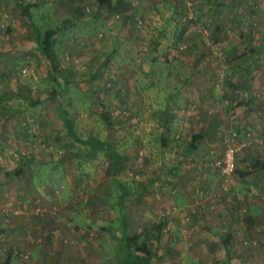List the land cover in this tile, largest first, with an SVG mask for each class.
Wrapping results in <instances>:
<instances>
[{
  "label": "rangeland",
  "instance_id": "374dc122",
  "mask_svg": "<svg viewBox=\"0 0 264 264\" xmlns=\"http://www.w3.org/2000/svg\"><path fill=\"white\" fill-rule=\"evenodd\" d=\"M24 1L41 30L57 29L60 85L51 80L28 17L13 0H0V173H27L12 177V185L29 182L35 206L40 195L46 221L58 227L67 215L80 225L92 223L88 234L93 240L104 235L110 242V232L118 233L101 228L117 227L119 188L114 179H119L132 192L127 208L130 234H147V244L156 250L151 264H264V0H124L129 8L124 12L117 3V11L98 8L97 0ZM207 62L214 70L208 84L216 96L196 108L182 101L189 83L170 77L189 70L200 72L201 78ZM59 103L79 138L94 136L114 145L123 159L116 176L107 152L84 153L67 135ZM181 106L201 111L208 106L210 114L199 123L221 119L223 142L211 146L213 164L223 152L226 133L236 129L241 138L234 177L248 173L250 179L237 192L233 177L228 205L220 207L225 198L216 195L218 204L201 207L203 217L227 214L232 219L231 234H222L232 238L230 257L216 246L213 257H204L199 243L182 256L176 250L177 255L168 254L162 239L170 235L168 221H159L170 215L149 203L148 187L133 192L139 177L147 183L149 173H163L165 165L177 162L180 170L182 163L194 164L186 143L192 136L190 126H183L186 134L177 130L173 135V158L159 151L166 132L172 135L163 122H174L171 109ZM30 173H40V189ZM240 193L245 197L238 198ZM178 213H170L169 219ZM158 225L162 229L155 240ZM48 245L45 251L51 249ZM107 259L93 257L92 262L107 264Z\"/></svg>",
  "mask_w": 264,
  "mask_h": 264
},
{
  "label": "crops",
  "instance_id": "0c3cea01",
  "mask_svg": "<svg viewBox=\"0 0 264 264\" xmlns=\"http://www.w3.org/2000/svg\"><path fill=\"white\" fill-rule=\"evenodd\" d=\"M201 60H198L199 63ZM181 65L185 66L183 63ZM212 69L211 63L207 62L204 69L205 73L201 78L198 76L200 72L194 74L188 69L187 73L183 72L180 76L175 74L170 77V81H179L181 84L189 83V86L184 87L185 91L182 93L183 102L193 103V106L197 108L202 103L207 102L206 104H208L214 100L216 96L213 90L214 86L208 84L215 77ZM182 88L183 86L181 90H183ZM182 107L180 110L177 108L171 109L175 117L174 122L168 121L167 124L163 122L166 130H172V135L169 136V131L166 132V137L163 143L160 144L161 149L159 148V151L164 158H173L172 154L175 155L172 152V144L175 142L173 135L178 134L179 131L181 134H186L187 127L183 128V126H190L192 127V136L187 137L188 141L186 143L188 155L194 158V164L190 166L182 163L180 170L177 169V162L169 166L165 165L163 173H149L147 183L144 182L145 177H139L141 183L133 192L148 187L149 194H151L148 198L149 203L155 209L165 211L162 214L165 213L166 216H168L167 214L171 216V214L178 213L177 211L180 210L179 216L170 219L169 216L159 221H168L166 227L170 229V235L164 234L162 237L163 242L166 243L165 251L168 254L177 255L178 252L177 256H182L185 253L184 251L195 248L199 243V250L204 251V257H213L211 253H213L215 246L222 253V256L228 255L230 257L234 255L231 247L232 238L227 240L229 237L223 238L222 234L223 232L231 234V226L234 224L231 221L232 219L227 214L226 216L221 214L209 217H203L201 214V207H203V210H207L206 207L211 202L219 203V198H214L216 195L221 196L220 199L223 196L225 198L220 207L223 204L228 205L226 201L229 202L230 192L222 190V179L215 163L213 164L214 156H211V146L223 142L221 140L224 134L223 127L220 124L221 119L217 118L214 122L210 119L208 122L199 123L200 119H206L207 114H210L211 110L209 111L208 106L204 108V111L200 109H183ZM166 118L164 116V120ZM177 124L179 125L177 126ZM230 127H234V125ZM246 130H249V126L246 127ZM196 135L200 138L194 139L193 137ZM239 139L241 140L240 135ZM260 162L262 164V161ZM39 174L30 173V176H33V184L35 186L39 185L38 189H40L37 177ZM26 175L27 173H19V175L17 173H0V198L4 200L3 203H0V263L93 264V257L109 258L111 261L114 242H110L104 235L93 240L88 234L92 223L80 225L71 222L70 217L67 215L63 222L64 225L60 223L58 227V223H54L52 220L46 221L43 211L40 212V195H38L39 199H36L37 205L35 206L36 202L32 200H34L33 195L36 193L31 191L32 188L29 187V182L12 185V177L21 178ZM255 177L258 178V174ZM249 179L248 173H236L231 185L234 186L235 191L240 192ZM262 183L261 181L260 186L263 185ZM244 197V193L238 194V198ZM16 198H19V200L16 201ZM150 211L152 214L155 213L154 209ZM129 221L131 226L130 217ZM118 224L119 220H117V227ZM110 227L108 230H106L107 227L101 229L106 232L117 229V227L113 228L112 225ZM183 231L185 238L182 236ZM47 241L50 243L48 246L51 247L49 251L44 249V244ZM150 241L153 242V240ZM149 249L151 254L156 251L155 248H151V245ZM105 252L106 256H104ZM191 257L193 256L191 255ZM109 260L107 259L105 262L109 264ZM102 262L99 261L98 264ZM111 264L114 263L111 261Z\"/></svg>",
  "mask_w": 264,
  "mask_h": 264
},
{
  "label": "trees",
  "instance_id": "16d2710c",
  "mask_svg": "<svg viewBox=\"0 0 264 264\" xmlns=\"http://www.w3.org/2000/svg\"><path fill=\"white\" fill-rule=\"evenodd\" d=\"M13 2L19 7L22 14L28 17L29 23L32 28L33 40L35 41L40 52L44 56L48 66L51 70V80L53 82H58L60 85L59 79V67L56 63V54L54 50V36L57 32V29L48 28L44 31L36 25L32 20V14L30 11L29 4L25 3L24 0H13ZM116 3L122 4L121 12L128 10V5L125 4L124 0H97L98 8L107 7L110 11L116 10ZM33 6V5H32ZM117 11V10H116ZM119 11V10H118ZM51 93L54 94V89L51 90ZM58 114L64 122V127L66 133L69 137L74 139V141L82 146V152L84 153H96V152H107L110 156L112 165H113V174L116 176L118 170L123 165V159L120 153L117 152L114 145L110 142L99 139L94 136L87 138H79L74 129L73 124L70 119L67 117V112L63 108L62 104H57ZM200 138L198 135L193 137ZM236 171V170H235ZM19 175L20 171H15ZM114 182L119 188V198L117 201V207L120 209L119 214V224L117 230L118 233L110 232L112 236V241L114 242L113 247V262L115 264H151V250L148 247L147 239L149 236L147 234L142 235V233L130 234V221L129 214L127 212L128 208V199L131 196V191L119 180L114 179ZM158 233L154 236L155 240L160 238V230L162 229L161 225H158ZM227 257H229L227 255ZM8 264V262L0 263Z\"/></svg>",
  "mask_w": 264,
  "mask_h": 264
},
{
  "label": "built area",
  "instance_id": "2783aa9c",
  "mask_svg": "<svg viewBox=\"0 0 264 264\" xmlns=\"http://www.w3.org/2000/svg\"><path fill=\"white\" fill-rule=\"evenodd\" d=\"M237 114L232 113L234 119ZM240 148L239 135L235 129L229 131L224 136V149L221 155L214 161L221 179L222 190L227 191L234 177L237 165V152Z\"/></svg>",
  "mask_w": 264,
  "mask_h": 264
}]
</instances>
